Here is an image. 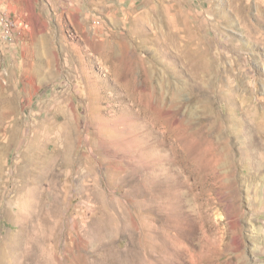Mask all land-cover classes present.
<instances>
[{"label":"rangeland","instance_id":"1","mask_svg":"<svg viewBox=\"0 0 264 264\" xmlns=\"http://www.w3.org/2000/svg\"><path fill=\"white\" fill-rule=\"evenodd\" d=\"M0 4V264H264V0Z\"/></svg>","mask_w":264,"mask_h":264},{"label":"bare ground","instance_id":"2","mask_svg":"<svg viewBox=\"0 0 264 264\" xmlns=\"http://www.w3.org/2000/svg\"><path fill=\"white\" fill-rule=\"evenodd\" d=\"M159 12L160 11L158 10V8L155 9L152 7L150 8V11L147 14L150 16L152 13L155 15ZM160 22L163 24V19H161ZM163 27L166 28L164 24ZM155 30L157 31V29ZM156 33L157 32H155V34ZM187 41H184L179 31L176 33V31H174L171 26L168 27V29L165 31L164 38L161 40V43L158 45L159 47H165L168 50L172 49L173 50L172 53L175 55L177 64L193 66L199 63L202 64V68L204 69L206 66V62L204 61V56H203L204 51L202 49L201 50L188 49L190 42L188 43ZM165 58L167 57L165 56Z\"/></svg>","mask_w":264,"mask_h":264},{"label":"built area","instance_id":"3","mask_svg":"<svg viewBox=\"0 0 264 264\" xmlns=\"http://www.w3.org/2000/svg\"><path fill=\"white\" fill-rule=\"evenodd\" d=\"M1 5V4H0ZM20 24L17 20L0 8V41L10 47L15 43L19 33Z\"/></svg>","mask_w":264,"mask_h":264}]
</instances>
